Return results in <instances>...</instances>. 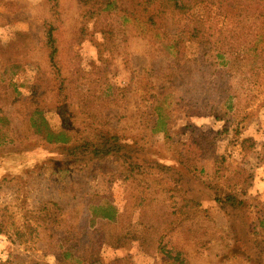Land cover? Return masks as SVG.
<instances>
[{
  "label": "rangeland",
  "instance_id": "374dc122",
  "mask_svg": "<svg viewBox=\"0 0 264 264\" xmlns=\"http://www.w3.org/2000/svg\"><path fill=\"white\" fill-rule=\"evenodd\" d=\"M160 1L144 2L128 22L112 13L88 28L79 0H0V115L7 119L0 122V264H85L117 237L127 239L128 254L103 246L105 263L175 264L169 253L184 264H264V69L250 79L213 76L204 47L179 29L187 22L164 18ZM106 22L121 32L118 60L99 72L95 43ZM61 77L88 114L79 116L80 128L85 121L116 131L142 164L172 167L192 191L175 188V180L170 188L159 175H132L114 159L90 164L48 145L46 134L60 126ZM229 92L237 95L234 109L216 120L211 105ZM151 95L167 111L172 141L157 130ZM189 142L210 174L223 175L222 196H236L237 209L216 204L212 178L184 171L178 153Z\"/></svg>",
  "mask_w": 264,
  "mask_h": 264
},
{
  "label": "trees",
  "instance_id": "16d2710c",
  "mask_svg": "<svg viewBox=\"0 0 264 264\" xmlns=\"http://www.w3.org/2000/svg\"><path fill=\"white\" fill-rule=\"evenodd\" d=\"M157 1L79 0L82 6V24L91 28L93 25H98L105 16L112 13L123 15L128 22L140 12L144 2L153 5ZM160 3V14L164 15V18L170 15L173 19H180V23L187 22L179 29L183 31L190 43L204 47L202 57L213 76H239V78L250 79L251 76L255 75V72L258 74L261 69H264V7L258 4L256 0H162ZM148 21L155 24L152 16L149 17ZM190 21L192 24L188 23ZM215 22L222 25H214ZM106 23L99 32L101 35L100 42L95 43L98 59L102 63L99 72L106 69L109 64L116 63V59L118 60L119 44L117 43V36L121 32L118 29L119 27ZM46 40L48 58L53 65L56 60L57 46L54 29L51 26L46 35ZM174 42L172 49L177 54L180 47L177 37ZM180 51H178V55ZM58 75L60 76L59 71ZM76 95L75 92L72 93V85L68 82V79H62L61 77L54 96V109L60 119V126L58 130L53 131V129L46 134L44 140L48 145L54 146L58 150H71L79 155H86L87 162L90 164L114 159L120 162L123 167H126V170L132 175L135 173L159 175L161 180L170 188L174 186L173 181L175 180V188L185 193L192 191V189L185 191L182 188V185H184L181 180L183 175L181 174L180 180H178L172 167L148 161H144L142 164L138 159L139 153L136 149L131 150L119 145L122 138L117 135L116 131H108L102 127L103 125L88 124L85 121L82 122L83 127L80 128L78 126L79 116H87L88 114L84 113V110L80 112L77 109L74 102ZM235 99H237L236 93L229 92L220 101L219 105L212 103L210 115L215 117L216 120L225 119L226 112L233 111ZM150 100H153L151 108L154 114L152 113V118L156 119L157 130L164 132L168 141H172L166 123L167 111L164 105L155 101V95H151ZM0 113H2L1 109ZM2 114L0 115V122L7 121V119H3ZM36 114L41 116L42 112L37 109ZM43 126H46V122H43ZM46 129L49 128L46 127ZM108 137H111V139L107 141ZM114 144L118 145L115 146ZM184 144L185 150L178 153V160L180 165L184 167V171L192 174L198 180L205 176L212 178V191L214 192L216 204L222 209H226L229 205L237 209L236 207L240 204L236 200V196L231 194L222 196L223 175L216 171L210 174V171H207V168L201 165L200 155L194 154L191 143ZM185 179L189 184L191 183L187 177ZM189 200L194 202L191 199ZM193 204H196V202ZM104 243L106 245H103ZM104 243L97 247L94 253L90 254L88 259L85 260V264H112V262L105 263L102 260L103 246H108L107 248L115 253L128 254L127 246L129 243L125 237H117L115 241L109 240ZM166 254L175 264H184L179 257L175 258L169 253Z\"/></svg>",
  "mask_w": 264,
  "mask_h": 264
}]
</instances>
